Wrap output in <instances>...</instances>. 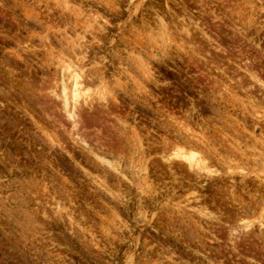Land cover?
Returning a JSON list of instances; mask_svg holds the SVG:
<instances>
[{"label": "rangeland", "instance_id": "rangeland-1", "mask_svg": "<svg viewBox=\"0 0 264 264\" xmlns=\"http://www.w3.org/2000/svg\"><path fill=\"white\" fill-rule=\"evenodd\" d=\"M67 60L94 99L75 127ZM259 76L264 0H0V264H264L235 175L264 166ZM186 141L223 177L161 160Z\"/></svg>", "mask_w": 264, "mask_h": 264}, {"label": "bare ground", "instance_id": "bare-ground-1", "mask_svg": "<svg viewBox=\"0 0 264 264\" xmlns=\"http://www.w3.org/2000/svg\"><path fill=\"white\" fill-rule=\"evenodd\" d=\"M90 12V11H89ZM197 20V19H196ZM105 21V20H104ZM94 29V28H93ZM100 30H101V28H100ZM105 30V29H104ZM99 31V30H98ZM103 31V30H102ZM101 31V32H102ZM100 32V31H99ZM100 32V33H101ZM217 42V41H216ZM218 43V42H217ZM27 46V45H26ZM26 49V48H25ZM202 54V53H201ZM58 56V55H57ZM74 58V57H73ZM104 59V58H103ZM68 61V60H67ZM244 61V60H243ZM257 62V61H256ZM217 63V62H216ZM255 64V63H254ZM75 64H73V62H71L70 60L68 61V62H65L64 61V63H63V67H62V69H64L67 73H68V79H69V83L68 84H66L63 80L61 81V83H60V86H59V94H57L56 93V91H51V93L53 94V96L54 97H56L57 99H59L60 100V102H61V105H62V109H63V113H65L66 114V116H67V118H68V120L70 121H72L71 123H73L72 125H74V127L76 126L75 124H76V122H77V124L79 123V121H78V116H77V111H78V108L81 106V104H83V105H92L93 104V101H94V99H91L92 97L90 96V90H89V87H88V85L90 84V82H85V79L87 78V76H85L84 74H83V71L81 70V68H79V67H75L74 66ZM256 66V65H255ZM257 67V66H256ZM251 68V67H250ZM103 69V68H102ZM152 69V68H151ZM218 69V68H217ZM214 70V69H213ZM246 71V70H245ZM256 72V71H255ZM252 73V72H251ZM101 74V73H100ZM249 75H252V77H253V79H256L257 78V76H253L254 74L252 73V74H249ZM89 76V75H88ZM152 76V75H151ZM98 77V76H97ZM96 77V78H97ZM100 77L102 78V75H100ZM228 77V76H227ZM100 78V79H101ZM228 78H230V77H228ZM61 79V78H60ZM103 79V78H102ZM101 79V80H102ZM250 79V78H249ZM105 80V79H104ZM155 80V79H154ZM260 81H261V79H260V76H259V79H257L255 82H258V83H260ZM99 82H101V81H99ZM228 82V81H227ZM151 83V82H150ZM230 83V82H229ZM261 84V86L264 88V83H260ZM260 84H259V86H260ZM23 85V84H22ZM54 87V86H53ZM261 87V88H262ZM96 88V87H95ZM142 89V88H141ZM238 89H240L241 90V88H238ZM140 90V89H139ZM230 90V89H229ZM57 91H58V89H57ZM142 91V90H141ZM232 91V90H231ZM242 91H244V90H242ZM24 92V91H23ZM126 92V91H125ZM233 92V91H232ZM141 93V92H140ZM148 93H150V92H148ZM50 94V93H49ZM229 94H230V92H229ZM232 94V93H231ZM51 95V94H50ZM99 95H102L103 96V94L101 93V94H99ZM150 95V94H149ZM148 95V96H149ZM248 95V94H247ZM250 95V94H249ZM6 96H8V95H6ZM23 96V95H22ZM100 97L98 100H100V101H106L105 99H103L104 97ZM114 96V95H113ZM147 96V95H146ZM233 96V95H232ZM159 97V96H158ZM250 96H247V98H249ZM261 97V96H260ZM55 98V99H56ZM95 98V97H94ZM253 98V97H252ZM251 98V99H252ZM103 99V100H102ZM115 99V98H114ZM114 99H113V101H114ZM250 99V98H249ZM116 100V99H115ZM257 100V99H256ZM260 100V99H259ZM263 100V99H262ZM252 101V100H251ZM254 102H255V100H254ZM258 102V101H257ZM262 102V101H261ZM32 103V102H31ZM102 103V102H101ZM253 103V102H252ZM264 103V102H263ZM115 104V103H114ZM100 105V104H99ZM102 106H105L104 105V102H103V104H102ZM116 106V105H115ZM263 106V105H262ZM91 107V106H90ZM105 108V107H104ZM113 108V107H112ZM159 108V107H158ZM28 109V108H27ZM114 109V108H113ZM244 109V108H243ZM32 111V110H31ZM113 111V110H112ZM115 111V110H114ZM20 112V111H19ZM24 112V111H23ZM98 112H100V111H98ZM164 112H165V110H164ZM163 113V112H162ZM25 114V113H24ZM112 116H114V114H112ZM120 117V116H119ZM169 117V116H168ZM122 118V117H121ZM77 119V120H76ZM122 120V119H121ZM86 121H88L89 122V119H87L86 118ZM85 120H84V122H86ZM82 122V121H81ZM88 122H86V123H83V124H85L86 126H84V125H82V126H84L83 128L86 130V129H89V128H91L92 129V127H95V124L94 123H90L89 122V124H88ZM91 122H92V119H91ZM94 122V121H93ZM106 122H108V121H106ZM96 123V122H95ZM260 124V123H259ZM258 124V125H259ZM80 125V124H79ZM97 125V124H96ZM113 125H115V124H113ZM112 125V126H113ZM189 125V124H188ZM81 126V125H80ZM111 126V125H110ZM121 126V125H120ZM190 126V125H189ZM252 126H254V125H252ZM255 126H257V124L255 125ZM74 127H72V128H74ZM117 127V126H116ZM119 128V127H118ZM188 127H186V129H187ZM44 129V128H43ZM133 129V128H132ZM191 129V128H190ZM254 129V128H253ZM76 130V129H75ZM78 130V129H77ZM81 130V129H80ZM121 130V129H120ZM135 130V129H134ZM73 131V130H72ZM119 131V130H118ZM186 131H189V133H190V130H189V128L186 130ZM194 131V130H193ZM185 133V132H184ZM102 134V133H101ZM190 134H193V133H190ZM99 135V134H98ZM187 135V134H186ZM199 136V135H198ZM247 136V135H246ZM50 137V136H49ZM97 137V136H96ZM141 137V136H140ZM191 137V136H190ZM54 138V137H53ZM81 139V138H80ZM193 139H195V141H196V137L195 136H193ZM49 140H51V138L49 139ZM78 140V139H77ZM167 140V139H166ZM198 140V139H197ZM79 141V140H78ZM82 141V140H81ZM179 141V140H178ZM83 142V141H82ZM100 142V141H99ZM52 143V142H51ZM124 143V142H123ZM76 144V143H75ZM144 144V143H143ZM81 146V145H80ZM124 146V145H123ZM122 146V147H123ZM202 147V146H201ZM198 149V150H197ZM165 150V149H164ZM170 150V151H169ZM200 150L202 151V148H200V147H198V146H196L195 145V143H187V141L186 142H179V143H176V144H173V146H171V148L170 149H168L166 152H168V153H166L165 151V154L162 156L161 154V160H163V161H166V162H168V167H170L171 165H173V167H174V165H176V167L177 168H174V169H180V171H184L187 175H189L190 176V174L192 175V174H194V175H196V176H198V179L199 178H204V179H209V180H212L213 179V177H215L214 175H220L221 176V173L220 172H218L217 170H215L214 168H212L211 166H210V163L208 162L209 161V157L207 158L206 156H202L201 154H200ZM163 151V150H162ZM140 152V151H139ZM207 152V151H206ZM206 152H205V154H206ZM241 154V153H240ZM204 155V154H203ZM238 157V156H237ZM260 157H262V155H260ZM259 157V158H260ZM245 158V157H244ZM208 159V160H207ZM261 160H263V159H261ZM215 161V160H214ZM232 161V160H231ZM230 161V162H231ZM254 161V160H253ZM97 162V161H96ZM142 162V161H141ZM9 163V162H8ZM165 163V162H164ZM229 164V163H228ZM148 165V164H147ZM146 165V166H147ZM162 165V164H161ZM259 166H261V164L259 165ZM172 167V168H173ZM237 167V166H236ZM242 167V166H241ZM171 169V168H170ZM214 169V170H213ZM233 169H235V167H233V166H231V165H228L227 167H226V170L224 171V175H229V174H235V171L233 170ZM239 168H237V172H236V174L235 175H237V176H239L240 177V179H242L245 183H246V180H247V177L249 178V176L250 175H252L253 174V176H252V178H254L253 180H255V181H253V182H256L257 184H258V188L256 187V191H257V189H258V192H260L261 193V195H258V197H259V200H257V201H253V203H255V205H254V210H253V213H254V215H256L257 217V223L259 224H257L258 225V227H259V232H260V230L261 231H263V229H264V175H262V172H264V166H261L259 169H260V171H258V170H254V171H252V172H248V171H246V170H244L243 168L242 169H240V170H238ZM178 171V170H177ZM176 171V172H177ZM179 171V172H180ZM174 172V171H173ZM188 172V173H187ZM190 173V174H189ZM177 174V173H176ZM222 174V175H223ZM171 175V177L173 176V174H170ZM175 175V174H174ZM179 175V174H178ZM184 175V174H183ZM186 175V176H187ZM188 177V176H187ZM192 177V176H191ZM194 177V176H193ZM221 177H223V176H221ZM229 177V176H228ZM251 177V176H250ZM126 178V177H125ZM189 178V177H188ZM196 178V177H195ZM218 178V177H217ZM230 178V177H229ZM176 179V178H175ZM250 179V178H249ZM196 181V180H195ZM235 181V180H234ZM172 182V181H171ZM150 183V182H149ZM244 183V184H245ZM250 183V182H249ZM206 185V184H205ZM193 186V185H192ZM204 186V185H203ZM193 187H195V186H193ZM248 187V186H247ZM198 188V187H197ZM241 189V188H240ZM201 190V189H200ZM232 190V189H231ZM244 190V189H243ZM197 191V190H196ZM242 191V190H241ZM139 192V191H138ZM191 192V191H190ZM142 193H144V192H142ZM198 193H199V191H198ZM197 193V194H198ZM240 193V192H239ZM245 193V192H244ZM259 193V194H260ZM194 194H196V193H193L192 194V197H193V195ZM201 194V193H200ZM258 194V193H257ZM202 195V194H201ZM197 196H195L194 197V199L196 198ZM255 197V196H254ZM256 198H257V196H256ZM154 199V198H153ZM158 199V198H157ZM192 199V198H191ZM196 199H198V198H196ZM254 200V199H253ZM184 201V200H183ZM194 201H196V200H194ZM193 201V202H194ZM154 202H156V201H154ZM198 202H201V201H198ZM198 202H197V204H198ZM142 203V202H141ZM202 203V202H201ZM242 203V202H241ZM156 205V204H155ZM188 205V204H187ZM199 205V204H198ZM140 206V205H139ZM142 206V205H141ZM140 206V207H141ZM196 207V206H195ZM203 207V206H202ZM190 209V208H189ZM199 209H200V207H199ZM149 210V209H148ZM209 210V208L207 209V208H205V207H203V208H201V210H199V215H201V216H209V215H211L212 213L211 212H209L208 211ZM186 211V210H185ZM198 212V211H197ZM187 213V212H186ZM138 214V213H137ZM214 215V214H213ZM245 216V215H244ZM215 217V216H214ZM190 218V217H189ZM246 218V217H245ZM240 220V222H243V221H245L246 219H239ZM254 221V220H253ZM252 221V222H253ZM251 222V223H252ZM194 224V223H193ZM196 224V223H195ZM254 224V223H253ZM252 225V224H251ZM235 226V225H234ZM239 226H240V224H239ZM250 227V224L249 223H247V224H244V225H242L241 226V229L243 230H248V228ZM257 227V228H258ZM238 228V227H237ZM252 228V227H251ZM261 228V229H260ZM233 229V228H232ZM234 230H235V228H234ZM250 231V230H249ZM231 232V231H230ZM234 232V231H233ZM166 255V254H165ZM158 259V258H157Z\"/></svg>", "mask_w": 264, "mask_h": 264}]
</instances>
